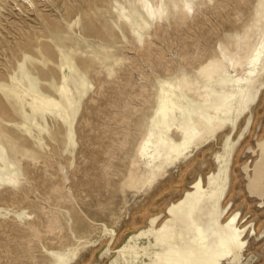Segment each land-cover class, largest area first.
<instances>
[{"label": "rangeland", "instance_id": "rangeland-1", "mask_svg": "<svg viewBox=\"0 0 264 264\" xmlns=\"http://www.w3.org/2000/svg\"><path fill=\"white\" fill-rule=\"evenodd\" d=\"M35 1L39 12L10 3L14 13L0 25V264H153L150 230L163 226L168 205L198 176L206 187L226 174L224 217L237 213L247 225L238 264H264V171L256 170L264 85L194 164L168 165L156 182L170 177L173 185L154 199L137 175L129 187L127 170L165 101L179 104L176 114L200 108L228 90L217 84L225 69L243 75L227 58L244 60L263 37L264 0H189L186 17L166 10L152 18L138 0ZM133 5L147 28L130 16Z\"/></svg>", "mask_w": 264, "mask_h": 264}, {"label": "bare ground", "instance_id": "bare-ground-1", "mask_svg": "<svg viewBox=\"0 0 264 264\" xmlns=\"http://www.w3.org/2000/svg\"><path fill=\"white\" fill-rule=\"evenodd\" d=\"M138 1L150 18L157 13L165 14L166 10L168 15L173 11L186 17L194 8L193 2L189 0H181V5L176 0H167L166 4L157 3V7L152 0ZM10 3L14 4L15 10L27 11L28 5H31L36 11H40L35 0H0L1 28L6 27L4 21L8 23L5 12L14 13ZM130 16L139 17V27L147 28L148 18L138 5L132 6ZM228 55L224 53L225 57ZM227 59L232 67L243 66L244 73L242 76L232 75L225 69L217 84L220 87H228V90L215 91L217 95L206 106L198 108L196 105L188 104L182 108L180 114H176L175 110L179 104L173 101L170 103L165 101L162 104L161 119L159 117L151 129L140 136L136 157L128 164L129 187H136L133 181L137 175L140 177L141 188L148 184L151 200L159 192L166 191L167 185L169 187L173 185V178L167 177L156 181L166 174L168 165L179 160L187 164V168L194 164L200 154L201 156L204 154L205 144L215 136V133L228 122L234 123V115L238 119L256 100L264 85V35L244 60L239 53L230 54ZM166 97H170L169 92H166ZM72 104V101L65 98L63 105L70 115L74 111ZM205 108L213 110L214 114L206 112ZM260 147L261 161L256 165L258 174L264 171V142ZM196 148L195 157L186 161L188 150L192 149L193 152ZM227 148L232 149L229 136ZM139 163L145 165L144 169H141ZM227 181V174L225 178L213 176L209 180V185L205 187L204 179L198 176L192 182L194 187L186 191L185 197L168 205L169 215L163 226L152 227L150 230L152 233L156 231L152 240L157 247L156 254L151 260L153 264H223L226 260L238 264L241 261L246 248L247 225L240 226L237 213L224 217L221 199L225 194ZM252 230L256 231L254 227ZM143 244L145 241L141 240L140 246L144 249ZM147 253L143 252V255ZM144 261L145 259H142L139 264H147Z\"/></svg>", "mask_w": 264, "mask_h": 264}]
</instances>
